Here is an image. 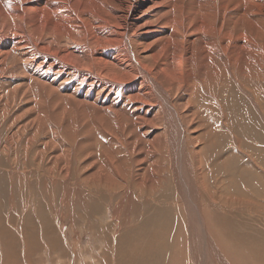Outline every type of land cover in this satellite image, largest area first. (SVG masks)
<instances>
[{
	"label": "bare ground",
	"instance_id": "6f19581e",
	"mask_svg": "<svg viewBox=\"0 0 264 264\" xmlns=\"http://www.w3.org/2000/svg\"><path fill=\"white\" fill-rule=\"evenodd\" d=\"M85 231L104 264H264V0H0L6 264H100Z\"/></svg>",
	"mask_w": 264,
	"mask_h": 264
},
{
	"label": "rangeland",
	"instance_id": "374dc122",
	"mask_svg": "<svg viewBox=\"0 0 264 264\" xmlns=\"http://www.w3.org/2000/svg\"><path fill=\"white\" fill-rule=\"evenodd\" d=\"M204 102L208 103L209 100H203ZM236 102V101H235ZM237 104H241L242 102L238 101L236 102ZM231 109L235 111L237 113H242L244 112L242 106H230ZM230 111V118H231V124L229 126V129H225L224 127H221L220 124L222 123L223 120V115L221 111H212L209 116L204 120L207 124L208 130L213 126L216 129L217 132V145H218V151L217 153L213 156V160L215 162H220V161H225L227 160V156L230 155H239L240 152L238 150V146L236 144V140H239L240 144L241 141L244 140V137L240 136L239 134H237L234 131V119L236 117V113ZM208 112H204L203 115L207 116ZM243 124V121L241 119H237L236 120V127H237V132L238 133H242L244 132L242 129H240L239 125ZM207 130V131H208ZM247 137H248V141H252L255 139V137L247 132H244ZM235 137V138H234ZM225 139V140H224ZM260 140V138H258ZM243 147H246V144H242ZM250 150L252 151V146L250 148ZM253 154V151H252ZM254 155V154H253ZM242 162V158L237 157L235 158V160H233L230 164V168L233 167V169H237V168H241L240 163ZM251 186L254 189H258L259 188V181L255 178L251 179ZM18 204V201H17ZM103 215L105 213H102ZM16 216V215H15ZM101 219H106V218H101ZM92 228H97L96 225H91ZM116 229H114L115 231ZM70 239H72L75 242L74 236H72L71 234H68ZM83 235V236H82ZM80 234L79 238L77 239V241L79 242V246L80 249L79 252L81 253L80 255H82L83 257L89 256V257H93L96 261H98L100 264L102 263V257L101 255H103L102 253L104 252V248L102 249V240L98 239L97 236H94V238H92V235L90 233V231H85L84 234ZM24 245L20 244L19 245V251H18V258L20 260H17V264H26V261L21 257V252H24ZM181 247L184 249V247L188 248V246L184 243L181 244ZM4 241L2 239H0V264H6L5 261V256L3 254L4 252ZM101 251V252H100ZM43 252H46V248H43ZM100 253V254H99ZM69 254V252L67 253ZM62 256V255H61ZM79 257V256H78ZM101 257V258H100ZM188 257H189V249H188ZM226 260L230 263V264H263L262 262L257 263L256 260H251V261H246L243 256L241 255L240 251L234 247V246H228V254H226ZM100 260H99V259ZM180 258L184 259L182 257V253H180ZM241 258V259H240ZM76 259V258H75ZM98 259V260H97ZM59 258H55V262L54 264H72V263H67L64 261L58 262ZM39 264H42L41 261L39 259H37ZM11 264H15V261L12 259L10 260ZM183 263V262H182ZM49 264V263H48ZM51 264V263H50ZM87 264H92L91 262L87 263ZM104 264V263H102Z\"/></svg>",
	"mask_w": 264,
	"mask_h": 264
}]
</instances>
